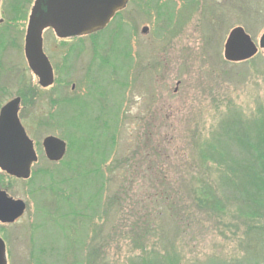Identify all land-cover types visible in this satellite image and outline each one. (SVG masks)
Masks as SVG:
<instances>
[{"label": "rangeland", "instance_id": "374dc122", "mask_svg": "<svg viewBox=\"0 0 264 264\" xmlns=\"http://www.w3.org/2000/svg\"><path fill=\"white\" fill-rule=\"evenodd\" d=\"M34 1L0 0V108L20 98L38 154L28 181L0 171V189L26 205L0 224L7 264H264L263 197L251 181L262 176L253 147L264 151V51L223 58L236 27L258 44L264 0H132L95 38L46 30L47 89L24 57ZM73 118L81 141L103 139L97 156L80 146L78 170L106 158L105 182L74 172ZM49 136L67 144L58 164L44 156Z\"/></svg>", "mask_w": 264, "mask_h": 264}, {"label": "water", "instance_id": "95a60500", "mask_svg": "<svg viewBox=\"0 0 264 264\" xmlns=\"http://www.w3.org/2000/svg\"><path fill=\"white\" fill-rule=\"evenodd\" d=\"M129 0H35L24 38V57L28 68L38 79V85L49 88L54 77L51 65L43 53L42 33L53 30L59 39L85 37L100 32L122 11ZM143 33L147 29L142 30ZM264 51V32L258 46L241 27L232 29L224 44L223 58L229 63H241ZM20 98H14L0 110V171L17 180H27L37 162L33 142L22 127L18 111ZM45 157L59 162L65 155L66 143L53 136L42 142ZM26 210L22 200H15L0 189V223L13 224ZM0 264L5 260V243L0 238Z\"/></svg>", "mask_w": 264, "mask_h": 264}, {"label": "trees", "instance_id": "16d2710c", "mask_svg": "<svg viewBox=\"0 0 264 264\" xmlns=\"http://www.w3.org/2000/svg\"><path fill=\"white\" fill-rule=\"evenodd\" d=\"M102 32H100V33H97V34H94V35H92V36H89V38L91 39V38H95L96 36H98L99 34H101ZM2 44V43H1ZM91 95V94H90ZM81 99V98H80ZM66 100V99H65ZM63 103H61V104H65V105H67V106H72V107H74L75 106V104H77L78 103V101H76L75 103H73V102H67V101H62ZM60 106V105H59ZM82 107H83V105H81ZM111 113V112H110ZM58 115H59V113H58ZM62 120V119H61ZM74 121H76L75 120V118H73L70 122H68L67 124L68 125H71V129H72V131H70L69 130V134H72L71 132H74V133H76L77 134V138H76V140H74L73 141V143H74V155H75V153H77V156H79V158L77 159V161L75 162V169H74V172H78V173H80L81 175H85V174H87V172H92V173H95L96 174V176L97 177H99V178H102V176L101 175H99L100 173V170H101V165L102 164H104L105 162H106V158H103L102 160H97V161H99L100 162V165H98V164H95V166H92L91 167V169H89L88 171H83V169H82V172H80V170H78V168L80 169V167H79V162L82 160V155L79 153V149H81V145H82V150H83V152H85L84 154H83V156L84 157H86L87 155H89V156H92V154L93 155H96V148H98V147H100L101 146V143L100 142H98V141H100V140H103V139H100V140H98V137H99V134L96 136L95 134H89V135H87L86 133H85V138H84V140L83 141H81V134H80V132H78L79 131V129H77L78 127H76V125H74L73 126V124L75 123ZM61 122H63V121H61ZM260 124H262V123H260ZM103 125H104V131L105 132H101V133H104L106 136L104 137V139L106 138L107 139V141L109 140L110 141V137L108 136V124L106 123V122H104L103 123ZM263 129V128H262ZM100 133V134H101ZM76 134H74V136H76ZM234 139H236V140H238V141H241V136L237 133V132H234ZM263 135H264V133H263ZM262 135V136H263ZM229 137V136H228ZM227 137V138H228ZM264 138V137H263ZM80 141L82 142V144L80 143ZM80 144V145H79ZM69 147H70V145H69ZM109 150H110V148H111V144L109 145ZM253 149H255V151H256V154L255 155H257V157H258V169L261 171V173H262V176H259V177H257V178H255V177H253L252 179H251V181H252V184L254 185V188L257 190V192H259V196H261V197H263V200H262V202H263V204H264V151H259L258 150V148H256V147H253ZM68 151H69V148H68ZM97 151H98V149H97ZM67 154H69V152L67 153ZM81 155V156H80ZM71 156V155H70ZM70 156H69V159H70ZM76 156V155H75ZM97 156V155H96ZM91 158V161H92V157H90ZM85 161H87V160H85ZM68 164V163H67ZM83 164V163H82ZM68 166H70V164H68ZM83 168V167H82ZM235 175H237V173L236 172H233ZM80 174L78 175V176H80ZM262 177V178H261ZM102 180H103V182H105L104 181V177L102 178ZM71 182H73L72 181V179H71V181H70V179H64L63 181H62V184L61 185H65V186H67V187H69L70 185L69 184H71ZM60 185V184H59ZM103 186V184H101V187ZM97 203H98V201H97ZM256 205H258V206H260L258 203H255ZM261 207H263V206H261ZM250 215H252V216H249L250 218H252V219H255V218H257V216H259V214L257 213V212H252ZM260 237V236H259ZM264 244V243H263ZM169 264H172V263H169Z\"/></svg>", "mask_w": 264, "mask_h": 264}, {"label": "flooded vegetation", "instance_id": "af4514ba", "mask_svg": "<svg viewBox=\"0 0 264 264\" xmlns=\"http://www.w3.org/2000/svg\"><path fill=\"white\" fill-rule=\"evenodd\" d=\"M131 1H132V0H130L129 3H130ZM34 2H35V1H34ZM129 3H128V4H129ZM33 4H34V3H33ZM128 4H127V5H128ZM32 7H33V6H32ZM31 9H32V8H31ZM30 11H31V10H30ZM118 14H119V13H118ZM118 14H117V15H118ZM117 15H116V17H117ZM69 39H70V40H75L76 38L71 37V38H69ZM65 40H66V39H65ZM62 41H63V40H62ZM43 52H44V50H43ZM44 54H45V53H44ZM45 56H46V55H45ZM46 57H47V56H46ZM47 59H48V58H47ZM48 61H49V59H48ZM49 62H50V61H49ZM50 64H51V63H50ZM51 67H52V65H51ZM52 72H53V75H54V70H53V68H52ZM72 87H73V86H72ZM72 89H73V88H72ZM0 109H1V108H0ZM23 127H24V126H23ZM25 131H26V130H25ZM33 146H34L35 153H36V155H37V162H38V154H37V151H36V148H35V144H34V143H33ZM43 152H44V150H43ZM66 152H67V148H66ZM66 152H65V155H66ZM65 155H64V157H65ZM44 156H45V155H44ZM64 157H63V158H64ZM46 160H47V159H46ZM47 161H48V160H47ZM48 162L51 163V164H55V163L50 162V161H48ZM32 168H33V167H32ZM32 168H31V169H32ZM31 171H32V170H31ZM3 191H5V190H3ZM5 192L7 193V191H5Z\"/></svg>", "mask_w": 264, "mask_h": 264}]
</instances>
